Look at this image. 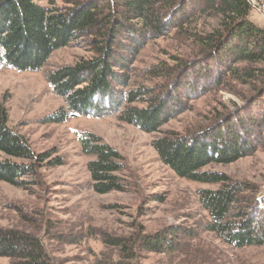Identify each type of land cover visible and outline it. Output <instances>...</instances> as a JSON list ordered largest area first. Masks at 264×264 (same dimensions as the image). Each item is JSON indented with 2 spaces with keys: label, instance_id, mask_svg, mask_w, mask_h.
Here are the masks:
<instances>
[{
  "label": "trees",
  "instance_id": "16d2710c",
  "mask_svg": "<svg viewBox=\"0 0 264 264\" xmlns=\"http://www.w3.org/2000/svg\"><path fill=\"white\" fill-rule=\"evenodd\" d=\"M47 1L48 6L35 0H0V63L37 71L53 51L75 38L85 40L91 52L47 73L51 91L64 102L47 120L117 111L124 123L147 133L161 132L151 145L164 165L181 178L219 184L198 190L210 217L207 229L236 248L264 245V218L257 220L255 214L261 212L260 200L242 197L248 184L202 169L264 147V27L251 18L249 0H70L63 6ZM172 31L191 47L188 59L172 57L165 69L152 68V76L164 72L156 87L141 83L124 90L143 45ZM213 87L238 94L243 104L225 107V113L197 131L162 130L190 98ZM79 142L82 152L93 157L86 163L93 191L123 190L122 156L93 133L81 134ZM0 152L7 156L0 158V181L17 187H25L22 177L34 174L36 161L47 156L36 154L8 125L2 99ZM160 234L144 235L145 248L160 251ZM0 257L11 258L13 264H53L37 236L14 228L0 227Z\"/></svg>",
  "mask_w": 264,
  "mask_h": 264
},
{
  "label": "rangeland",
  "instance_id": "374dc122",
  "mask_svg": "<svg viewBox=\"0 0 264 264\" xmlns=\"http://www.w3.org/2000/svg\"><path fill=\"white\" fill-rule=\"evenodd\" d=\"M35 1L49 5L47 0ZM52 1L63 6L70 0ZM255 1L250 16L264 27V0ZM190 49L175 31L148 41L135 56L130 81L123 89L141 83L160 85L161 69L173 63L172 57L188 59ZM90 55L85 40L75 38L53 51L40 70L22 71L0 63V99L8 110V125L27 139L36 154L47 155L36 161L34 174L22 177L25 187L0 181V227L37 236L53 264H264V245L236 248L207 229L210 217L198 190L216 189L219 184L181 178L164 165L151 145L161 132L147 133L124 123L117 119V111L70 114L62 122L47 120L64 105L51 91L47 73ZM156 66L162 73L152 76L150 70ZM241 102L238 94L209 88L190 98L186 108L161 128L180 134L197 131L225 113V107L234 109L233 104ZM123 106L124 102L120 109ZM260 129L263 134L264 125ZM85 132L99 136L122 156L123 190L93 191L86 167L93 157L82 152L79 142ZM202 169L248 184L242 197L259 199L261 212L255 214L257 220L264 218L263 146L234 162H211ZM156 233L163 239L160 251L145 248L142 237ZM0 264H13V260L0 257Z\"/></svg>",
  "mask_w": 264,
  "mask_h": 264
},
{
  "label": "built area",
  "instance_id": "2783aa9c",
  "mask_svg": "<svg viewBox=\"0 0 264 264\" xmlns=\"http://www.w3.org/2000/svg\"><path fill=\"white\" fill-rule=\"evenodd\" d=\"M249 2H250V4H251L252 8H253V9H256V7H257V3H256V1H255V0H249ZM263 6H264V5H263ZM261 12L264 14V10H262Z\"/></svg>",
  "mask_w": 264,
  "mask_h": 264
},
{
  "label": "crops",
  "instance_id": "0c3cea01",
  "mask_svg": "<svg viewBox=\"0 0 264 264\" xmlns=\"http://www.w3.org/2000/svg\"><path fill=\"white\" fill-rule=\"evenodd\" d=\"M257 23H259V22H257ZM260 24V23H259Z\"/></svg>",
  "mask_w": 264,
  "mask_h": 264
},
{
  "label": "water",
  "instance_id": "95a60500",
  "mask_svg": "<svg viewBox=\"0 0 264 264\" xmlns=\"http://www.w3.org/2000/svg\"><path fill=\"white\" fill-rule=\"evenodd\" d=\"M240 104H243V103H240Z\"/></svg>",
  "mask_w": 264,
  "mask_h": 264
}]
</instances>
